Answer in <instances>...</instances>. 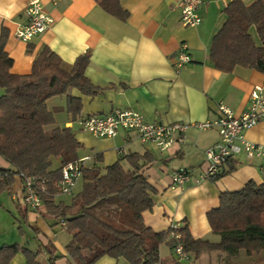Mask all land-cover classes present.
Segmentation results:
<instances>
[{
	"label": "crops",
	"instance_id": "crops-1",
	"mask_svg": "<svg viewBox=\"0 0 264 264\" xmlns=\"http://www.w3.org/2000/svg\"><path fill=\"white\" fill-rule=\"evenodd\" d=\"M30 1L0 0V35L4 29L5 52L13 61L10 73L29 75L44 47L61 60L65 70L88 52L85 76L101 90L100 94L88 97L75 89L70 92L81 102V113L75 121L66 113L65 98L49 100L47 107L55 126L71 130L81 145L79 159L90 158L86 167L106 168L127 155L146 156L143 174L156 193L153 209L142 215L144 225L155 233L187 225L193 239L217 243L219 238L212 234L207 214L219 207L222 194L238 192L250 182L264 185L259 160L249 161L239 155L224 166L225 172L234 166L231 173L201 180L199 177L207 169L204 153L220 141L216 130L190 129L184 144L160 151L153 145L143 146L132 132L119 131L112 139L93 137L81 130L79 122L90 115L128 110L140 113L149 122L192 124L217 119L220 105L241 116L253 91L259 89L264 97V73L248 67L223 73L214 69L209 60L212 40L226 22L224 10L231 0H203L199 11L202 21L195 28L181 26L173 0L106 1L116 14L104 10L99 5L101 0H37L53 24L24 44L15 38V32L26 21L24 11ZM241 1L249 6L255 0ZM250 35L258 44L253 29ZM181 45L186 46L191 61L177 71L174 57ZM244 139L264 145V120L246 131ZM96 157L100 162L95 161ZM52 162V170L57 169L59 161ZM9 169L0 158V170ZM179 169L188 170L192 177L183 187L171 184L172 175ZM78 181L71 197L59 195L55 202L70 205L82 189ZM22 196V182L15 176L9 188L0 189V250L16 245L34 255L37 264H70L65 250L70 236L62 221H55L42 207L37 211L27 209ZM159 260V264H264V251L250 257L243 252L233 257L203 253L197 260L188 257L178 261L168 244L163 243ZM10 264H27L25 255L17 253ZM95 264L128 263L103 257Z\"/></svg>",
	"mask_w": 264,
	"mask_h": 264
},
{
	"label": "trees",
	"instance_id": "trees-1",
	"mask_svg": "<svg viewBox=\"0 0 264 264\" xmlns=\"http://www.w3.org/2000/svg\"><path fill=\"white\" fill-rule=\"evenodd\" d=\"M106 1L101 0L99 5L115 13ZM224 13L226 22L210 48L209 60L214 69L230 73L236 67H248L264 73V0H255L249 6L241 0H231ZM252 29L258 44L250 35ZM6 35L2 29L0 158L10 169L0 170L8 173L0 180V189L9 188L20 173L45 181V191L40 194L42 208L55 221L64 222V230L70 236L65 247L70 264H95L103 257L124 259L128 264H159L160 246L167 243L173 251L175 242L194 260L203 253L233 257L243 252L250 257L264 251V185L251 182L238 192L222 194L219 207L207 214L211 232L219 238L217 243L193 239L187 225L160 233L146 227L142 215L153 209L156 193L143 174L146 156L127 155L106 168L84 167L81 191L70 205L56 203L62 169L79 159L81 145L69 128L55 126L47 103L65 98L66 113L75 121L81 113V102L70 92L75 89L81 95L95 97L101 90L85 76L88 52L65 70L61 60L44 47L29 75L11 74L13 61L5 52ZM54 159L59 161V167L52 170ZM95 161L100 159L96 157ZM233 169L231 166L225 172L223 167L215 178ZM172 235H179V240ZM19 252L25 255L27 264H37L34 255L16 245L1 248L0 264H10Z\"/></svg>",
	"mask_w": 264,
	"mask_h": 264
},
{
	"label": "built area",
	"instance_id": "built-area-1",
	"mask_svg": "<svg viewBox=\"0 0 264 264\" xmlns=\"http://www.w3.org/2000/svg\"><path fill=\"white\" fill-rule=\"evenodd\" d=\"M179 10L180 24L184 28H195L201 24L199 14L203 0H173ZM25 23L18 25L15 38L28 44L33 38L45 33L53 24V19L46 13L42 4L37 0L28 3L25 11ZM190 57L185 45H181L174 57V67L178 71L190 63ZM219 116L215 120L192 124H162L147 121L140 113L128 110H115L107 115H90L79 122L83 132L100 139L115 138L119 131L132 132L141 144L153 145L160 151H168L175 145L184 144L185 136L190 129L197 131L216 130L220 141L208 148L204 155L207 169L199 179L212 180L226 165L228 160L244 155L251 160L260 161V176L264 182V145H255L245 141L244 133L264 120V97L259 89L250 95L249 106L239 117L231 110L220 105ZM90 158H80L62 169L59 180V195L71 197L76 182L81 176V170ZM8 173L0 172V180ZM15 177L22 182V201L27 209L37 211L43 206L41 195L45 191V181L30 178L20 173ZM191 173L186 169H179L171 178L172 186L183 187L191 180ZM64 226V222H61ZM177 225L171 228H177ZM178 241L179 235H172ZM173 250L178 261L188 259L179 242H175Z\"/></svg>",
	"mask_w": 264,
	"mask_h": 264
},
{
	"label": "rangeland",
	"instance_id": "rangeland-1",
	"mask_svg": "<svg viewBox=\"0 0 264 264\" xmlns=\"http://www.w3.org/2000/svg\"><path fill=\"white\" fill-rule=\"evenodd\" d=\"M78 184H79V185H81V184H82V181H81V180H79V181H78ZM64 200H65V199H64Z\"/></svg>",
	"mask_w": 264,
	"mask_h": 264
}]
</instances>
